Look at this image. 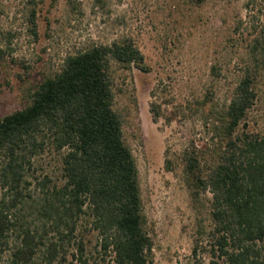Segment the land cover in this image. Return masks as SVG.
I'll list each match as a JSON object with an SVG mask.
<instances>
[{"label": "trees", "instance_id": "obj_1", "mask_svg": "<svg viewBox=\"0 0 264 264\" xmlns=\"http://www.w3.org/2000/svg\"><path fill=\"white\" fill-rule=\"evenodd\" d=\"M27 22L37 40L36 8ZM256 33L232 97L206 115L208 141L183 152L194 199L212 194L211 229L194 264H264V135L249 122L264 70V22ZM115 63L151 69L130 37L91 43L67 52L25 107L0 117V244L9 264H155L137 159L116 108ZM151 111L156 122L163 115L154 101ZM45 153L56 156L57 176L36 174Z\"/></svg>", "mask_w": 264, "mask_h": 264}, {"label": "rangeland", "instance_id": "obj_2", "mask_svg": "<svg viewBox=\"0 0 264 264\" xmlns=\"http://www.w3.org/2000/svg\"><path fill=\"white\" fill-rule=\"evenodd\" d=\"M33 8L37 40L27 22ZM262 22L264 0H0V117L25 107L67 52L132 38L151 69L114 64L116 108L137 159L154 262L194 264V248L211 229L212 194L194 199L183 152L191 141L201 147L208 141L206 115L232 97ZM256 91L249 122L264 135V70ZM153 101L163 114L157 122ZM36 166L37 175L59 174L53 154ZM85 239L94 252L97 233ZM9 262L10 250L0 244V264Z\"/></svg>", "mask_w": 264, "mask_h": 264}]
</instances>
